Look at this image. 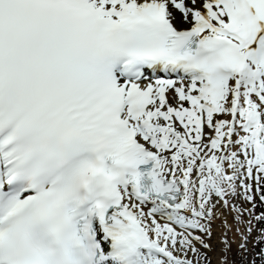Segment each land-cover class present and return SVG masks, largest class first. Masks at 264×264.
I'll return each mask as SVG.
<instances>
[{"label":"snow or ice","instance_id":"obj_1","mask_svg":"<svg viewBox=\"0 0 264 264\" xmlns=\"http://www.w3.org/2000/svg\"><path fill=\"white\" fill-rule=\"evenodd\" d=\"M0 264H264V0H0Z\"/></svg>","mask_w":264,"mask_h":264}]
</instances>
